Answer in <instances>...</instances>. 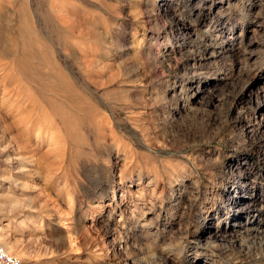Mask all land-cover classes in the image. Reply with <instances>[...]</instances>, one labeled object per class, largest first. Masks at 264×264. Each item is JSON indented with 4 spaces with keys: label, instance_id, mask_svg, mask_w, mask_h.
Here are the masks:
<instances>
[{
    "label": "rangeland",
    "instance_id": "rangeland-1",
    "mask_svg": "<svg viewBox=\"0 0 264 264\" xmlns=\"http://www.w3.org/2000/svg\"><path fill=\"white\" fill-rule=\"evenodd\" d=\"M262 87L264 0H0V246L264 264Z\"/></svg>",
    "mask_w": 264,
    "mask_h": 264
},
{
    "label": "built area",
    "instance_id": "built-area-1",
    "mask_svg": "<svg viewBox=\"0 0 264 264\" xmlns=\"http://www.w3.org/2000/svg\"><path fill=\"white\" fill-rule=\"evenodd\" d=\"M0 264H23L21 259L0 246Z\"/></svg>",
    "mask_w": 264,
    "mask_h": 264
},
{
    "label": "bare ground",
    "instance_id": "bare-ground-1",
    "mask_svg": "<svg viewBox=\"0 0 264 264\" xmlns=\"http://www.w3.org/2000/svg\"><path fill=\"white\" fill-rule=\"evenodd\" d=\"M215 6H216V5H215ZM217 9H218V8H217ZM217 9H216V10H217ZM214 10H215V9H214ZM178 20H179V19H178ZM172 26H173V25H172ZM199 48H200V47H199ZM202 50H203V49H202ZM206 51H207V50H206ZM204 53H205V52H204ZM200 54H201V53H200ZM209 56H210V57H209ZM211 57H214L213 54H211V55L209 54L208 57H207L206 59H209V61H210V60H211ZM199 60H200V59H199ZM207 61H208V60H207ZM202 62H203V61H202ZM262 90L264 91V88H263V87H262ZM263 91H262V92H263ZM262 121H263V120H261V121L259 122V124H262ZM262 125H263V124H262ZM263 144H264V143H263ZM230 162H232V164L234 163L235 165L238 163L237 160H236L235 158H234V159H233V158L230 159ZM235 198H236V197H235ZM247 205H248V204H247ZM253 205H254V204H253ZM244 208H245V207H244ZM251 228H254V227H251ZM207 235H208V237H209V236H211V237L213 236L209 231H207ZM217 238H218V237H216V239H217ZM221 238H222V236H221Z\"/></svg>",
    "mask_w": 264,
    "mask_h": 264
}]
</instances>
